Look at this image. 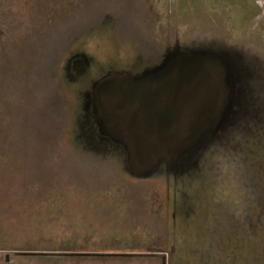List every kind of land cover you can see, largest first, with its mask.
<instances>
[{
	"label": "rangeland",
	"instance_id": "obj_1",
	"mask_svg": "<svg viewBox=\"0 0 264 264\" xmlns=\"http://www.w3.org/2000/svg\"><path fill=\"white\" fill-rule=\"evenodd\" d=\"M0 31V264H264V0H0ZM177 50L220 60L222 119L134 171L90 79Z\"/></svg>",
	"mask_w": 264,
	"mask_h": 264
},
{
	"label": "water",
	"instance_id": "obj_2",
	"mask_svg": "<svg viewBox=\"0 0 264 264\" xmlns=\"http://www.w3.org/2000/svg\"><path fill=\"white\" fill-rule=\"evenodd\" d=\"M92 90L100 128L124 145L137 172L176 160L215 130L229 95L219 59L179 50L142 74L101 77Z\"/></svg>",
	"mask_w": 264,
	"mask_h": 264
},
{
	"label": "flooded vegetation",
	"instance_id": "obj_3",
	"mask_svg": "<svg viewBox=\"0 0 264 264\" xmlns=\"http://www.w3.org/2000/svg\"><path fill=\"white\" fill-rule=\"evenodd\" d=\"M167 56H168V54L162 55L161 60H160L159 63H157V64L154 63V64H151V65H147V66H144V67L138 68L135 72H129V71H125V72H126V74H131V75H139V74H142V73H144V72H146V71H148V70H152V69L157 68L160 64L163 63V61L165 60V58H166ZM75 61H76V60H75ZM75 61H74V62H75ZM76 64H77V63H76ZM107 73H109V72H107ZM111 74H113V73L111 72ZM106 75H107V74H106ZM103 76H105V74L90 79V82H89V84H90V85H89V91H90V92L93 93V90H92V86H93V84H94L97 80H99L101 77H103ZM92 93H91V94H92ZM116 144L119 146L120 149H122V151H125V148L123 147V145H121V144H119V143H116Z\"/></svg>",
	"mask_w": 264,
	"mask_h": 264
},
{
	"label": "trees",
	"instance_id": "obj_4",
	"mask_svg": "<svg viewBox=\"0 0 264 264\" xmlns=\"http://www.w3.org/2000/svg\"><path fill=\"white\" fill-rule=\"evenodd\" d=\"M0 35H2L1 31H0ZM161 57H162V56H160L158 59H156V60L154 61V63H155V64L159 63V61L161 60ZM154 63H153V64H154ZM147 65H151V64H149L148 62H145L141 67H144V66H147ZM141 67H140V68H141ZM130 75H131V74H130ZM124 153H126V150L124 151Z\"/></svg>",
	"mask_w": 264,
	"mask_h": 264
}]
</instances>
